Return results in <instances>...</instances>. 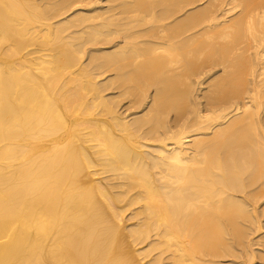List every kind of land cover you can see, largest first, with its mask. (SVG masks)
I'll return each mask as SVG.
<instances>
[{
	"label": "bare ground",
	"instance_id": "bare-ground-1",
	"mask_svg": "<svg viewBox=\"0 0 264 264\" xmlns=\"http://www.w3.org/2000/svg\"><path fill=\"white\" fill-rule=\"evenodd\" d=\"M195 1L0 0V264L256 259L264 0ZM188 61L223 65L204 108Z\"/></svg>",
	"mask_w": 264,
	"mask_h": 264
},
{
	"label": "rangeland",
	"instance_id": "rangeland-1",
	"mask_svg": "<svg viewBox=\"0 0 264 264\" xmlns=\"http://www.w3.org/2000/svg\"><path fill=\"white\" fill-rule=\"evenodd\" d=\"M109 1H111L112 2V4H111V2H109ZM119 1H122V0H101V2L97 5V6H99V12H102L103 10H104V12H106L107 10H108V8H109V6H113V5H115V3L117 4ZM135 1H137V0H135ZM198 0H196L195 2L196 3H192V5L191 4H189V5H184L185 7H186V9L185 8H183V10H185V11H182L180 14H177L178 16H174L175 18H177V17H180V16H184V15H188V14H192V13H195L196 12V10H201V9H203V7L205 8V6L206 5H209L210 6V0H199L198 2H197ZM229 2V3H232V1H230V0H226V2ZM209 2V3H208ZM227 2V3H228ZM101 4V5H100ZM201 4V5H200ZM204 4V5H203ZM195 5V6H194ZM232 5V4H231ZM107 6H108V8H107ZM194 6V7H193ZM200 6V7H199ZM191 7H193V8H191ZM196 7H197V9H196ZM206 7H208V6H206ZM229 7V6H228ZM103 8V9H102ZM106 8V9H105ZM189 8V9H188ZM193 9V10H192ZM196 9V10H195ZM102 10V11H101ZM186 10L188 11V13L186 12ZM238 13H239V11L238 10H236ZM184 12H185V14H184ZM189 12H191V13H189ZM220 12H222V11H218L217 12V14L219 15V17L220 16H222L223 14H219ZM233 13L234 15H235V17L238 15V13ZM70 13V12H69ZM68 13V14H69ZM222 13H225V12H222ZM184 14V15H183ZM107 15V14H106ZM225 15V14H224ZM224 15L222 16V17H220V18H222L221 20L223 21V20H225V21H229L231 18H233L234 17V15H231V17L227 14V15H225L226 17H225V19H223L224 18ZM65 16H67V14L65 15ZM233 16V17H232ZM228 17H229V19H228ZM234 17V18H235ZM226 19H228V20H226ZM167 22V21H166ZM172 21H168L167 23H171ZM149 25H153V24H149ZM148 25V26H149ZM190 33V32H189ZM144 39V38H143ZM113 44H111V43H105V42H101L100 44H96V45H89V46H87V51H88V53L90 52V54H88V53H86L87 55H85L86 57H84V60H85V58H86V62L90 59V58H88V56H90V55H94V53H95V56H96V54H98V56H99V53H100V55L103 53V52H110L112 49H110V47L112 46ZM106 47H108V48H106ZM96 48V49H95ZM103 48V49H102ZM190 49H191V47H189ZM189 48H184L182 51V53H184V55H186V54H188V53H186L185 52V50H190ZM95 49V51H93ZM98 49H100V50H102L101 52H100V50H99V52L98 51H96V50H98ZM192 49H193V47H192ZM194 50V49H193ZM93 52V53H92ZM188 56V55H187ZM88 58V59H87ZM191 61V60H190ZM190 61H188L190 64H188V65H192V67L191 68H193V70L195 71L194 72V74H195V76L193 75L192 76V79H193V81H194V83L195 84H193V86H192V94H193V96L195 97V99H197L196 101L200 104V106H201V108L203 107L204 108V106H205V104H206V98L208 97V95L210 94H208V92H210V90H211V88L215 85V82H217L218 80H216L215 79V81H214V78H218V76H220L221 74H223V71H224V69H223V65H219V66H209L208 68L206 67V66H208L207 64H208V61H206L205 63H206V65H205V68H204V64L205 63H202V64H200V66H202L201 68H200V66L198 65H196L195 66V64H194V62L193 63H191ZM203 61H205V59L203 60ZM201 63V62H200ZM193 64H194V67H193ZM183 66H181V68H182ZM133 68V67H132ZM132 68H129V69H132ZM197 69V71L198 72H196V69ZM199 68H200V70H199ZM185 70V67L184 68H182V70H179V71H181L180 72V74H178L177 73V75H178V80H177V83H178V89L179 90H182L181 88H182V86L180 85V83H183L182 82V80L184 81V77H185V75H186V72L184 71ZM203 72V73H202ZM193 73V72H192ZM197 73V74H196ZM184 74V75H183ZM109 75V76H108ZM179 75H180V77H179ZM225 76V73H224V75H223V77ZM105 79V78H107V80H110V79H112L113 78V76H112V74L110 73V72H107V73H105L104 74V76L102 75L101 77H99L98 78V80H103V79ZM180 78V79H179ZM220 78H222V76H220ZM155 90V87H152L151 89H150V91H149V93L153 96L154 95V91ZM107 93V92H106ZM124 109H121V111L120 112H122ZM173 116V113H171L170 114V116H169V118H171ZM132 116H130L129 118H131ZM258 210H259V215H260V219H261V221L263 222L262 223V225L264 226V201H262L259 205H258ZM134 209L135 208H131V209H128L127 211H125L124 212V215H123V218H122V224H126L125 226H127V227H130V226H132L133 225V223H136L137 222V220L136 219H133V218H131V216H132V214H133V211H134ZM129 229V228H128ZM262 232L264 233V231L262 230ZM262 232H261V234H262ZM147 245V243H144V244H134V246H132V249L133 250H135L136 251V253L138 252V254L141 252V249L142 248H144L145 246ZM138 249V250H137ZM253 250H254V253H256L257 255H256V259L254 260V261H252V263L251 264H263V263H261V261H264V260H262L263 258H264V254H261L262 252L261 251H263L264 252V247L262 246V247H260V246H258V245H255V246H253ZM256 251V252H255ZM258 252V253H257ZM261 255V256H260ZM141 256V257H140ZM142 256H143V258H142ZM144 257V255L143 254H140L139 255V260H140V262L142 263V264H147L149 261H151L152 259V256H150V257H147V258H145ZM250 264V263H249Z\"/></svg>",
	"mask_w": 264,
	"mask_h": 264
}]
</instances>
